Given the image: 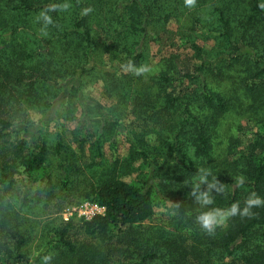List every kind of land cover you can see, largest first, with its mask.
<instances>
[{"label":"trees","instance_id":"16d2710c","mask_svg":"<svg viewBox=\"0 0 264 264\" xmlns=\"http://www.w3.org/2000/svg\"><path fill=\"white\" fill-rule=\"evenodd\" d=\"M64 2L69 9L50 13L54 23L41 35L38 13ZM262 2L0 0V264H41L44 255L50 264H264V206L208 234L195 222L199 209L188 195L197 170L207 168L225 183V192L214 194L216 206H243L253 191L264 197ZM173 22L196 61L170 52L152 75L126 73L129 60L148 64L149 44ZM100 82L121 101L111 109L83 93L85 84ZM122 103L142 121L128 131L133 157L96 176L60 128L43 127L74 119L75 106L76 141L109 140L108 132L122 129ZM152 133L155 145L146 139ZM137 161L148 165L138 182ZM20 175L31 185L23 196ZM240 175L246 183L237 188ZM36 197L59 209L78 197L106 212L82 223V237L71 234L73 222H47L41 254L31 262L28 218L13 201L25 207ZM158 200L171 203L177 229H141Z\"/></svg>","mask_w":264,"mask_h":264},{"label":"rangeland","instance_id":"374dc122","mask_svg":"<svg viewBox=\"0 0 264 264\" xmlns=\"http://www.w3.org/2000/svg\"><path fill=\"white\" fill-rule=\"evenodd\" d=\"M180 29L178 23H171L168 31L162 32V40L160 42L152 41L149 44V58L148 64L152 65L155 69L158 68V63L161 55L168 54L170 52H180L182 53L183 58L188 59V61L193 63L196 59H193L192 53L193 51L188 49L189 44H185L183 39L180 38ZM183 33V32H182ZM200 42V41H199ZM212 43V42H211ZM210 44V43H209ZM189 63V64H190ZM83 93L93 98V100L100 102L102 105L111 109V107L117 103L121 102L117 97L108 95L105 86L100 83L93 84H85L83 87ZM61 103V101H60ZM60 104L56 103L54 109H57ZM122 114L118 115L119 123L122 125V129L116 132H108L107 139H100L94 137L92 141L88 144H80L76 141V137L74 136V130L77 126V121L75 120L76 116L78 117L79 110L77 107H71L70 116L68 119H61L60 123H64L63 125L57 126V122H49L48 125L45 124L44 129L49 132H55L59 129V131L63 134L64 140H66L67 144L72 147L75 155H78L82 161V167L90 174V176H96L102 170L103 167H108L116 162L117 159L125 160L133 157V152L131 150L132 141L130 137L132 135L128 134L133 127H139L142 121L138 120L136 115L132 112L131 107L122 103ZM40 115H36V119H38ZM42 125V124H41ZM47 126V127H46ZM146 139L151 142L152 145L156 144L155 133L146 135ZM137 167L141 170V173L133 175L136 181H140L141 178L145 177L148 172V165L142 164L141 161H137ZM56 171V170H54ZM56 173V172H55ZM31 185L29 182L27 183L25 177L23 175L18 176L17 180V189L18 194L23 196L29 191ZM89 200L81 199L78 200V197L75 201L70 203H65L61 209H59L55 203L51 205H45L40 198L36 197L27 206L22 207L21 203L18 201H13L17 208H21L22 213L26 214L28 220L26 221V228L31 230L32 242L30 244V261L36 262V257L41 254L38 248L39 236L42 232L43 226L50 221L59 222H73V228L71 234L75 237H82L83 231L80 228L82 223L86 219L80 215L81 205ZM171 203H165L162 201H157V204L154 207V211L149 220L143 222L141 224V229H146L149 226H164V228L174 230L177 229L176 221L173 220V216H175V212L171 209ZM228 223V221H227ZM220 226L218 228H225L227 226ZM121 238V237H120ZM119 238H114L113 242H116ZM120 246V245H118ZM120 260H124L125 262L130 263L131 259L126 258L124 255L119 254Z\"/></svg>","mask_w":264,"mask_h":264},{"label":"clouds","instance_id":"9594fccd","mask_svg":"<svg viewBox=\"0 0 264 264\" xmlns=\"http://www.w3.org/2000/svg\"><path fill=\"white\" fill-rule=\"evenodd\" d=\"M196 0H185L186 7H193ZM70 4L50 3L46 9H42L36 16V23L40 25L41 35H47V28L54 23L50 13L54 11H67ZM264 8V2L260 4ZM90 8L82 10V15L90 12ZM126 73H131L137 77H146L154 74L152 65L143 63L137 65L129 60L123 69ZM211 177V179H210ZM246 183V178L243 175L235 177V186L243 187ZM225 183L218 180L217 176H212V173L207 168H199L197 175L193 181V186L190 188L188 195L192 202L198 206V214L195 216V222L208 234H212L215 230L226 225L231 217L239 215L240 217H250L253 215V209L264 206V197H261L256 192H250L241 206L240 201H234L228 207H219L215 205L214 194L225 192ZM180 207V204H177ZM51 255H44L40 258L41 264H50Z\"/></svg>","mask_w":264,"mask_h":264},{"label":"built area","instance_id":"2783aa9c","mask_svg":"<svg viewBox=\"0 0 264 264\" xmlns=\"http://www.w3.org/2000/svg\"><path fill=\"white\" fill-rule=\"evenodd\" d=\"M106 212V207L100 206L93 201H86L81 205L80 215L86 219H92L97 215H103Z\"/></svg>","mask_w":264,"mask_h":264}]
</instances>
